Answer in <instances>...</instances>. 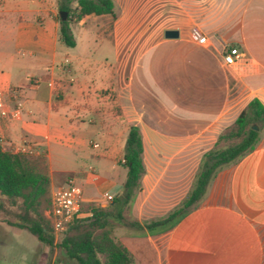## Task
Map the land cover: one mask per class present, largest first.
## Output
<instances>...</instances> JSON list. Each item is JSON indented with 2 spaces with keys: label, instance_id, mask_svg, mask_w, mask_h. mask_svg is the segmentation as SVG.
Here are the masks:
<instances>
[{
  "label": "crops",
  "instance_id": "obj_1",
  "mask_svg": "<svg viewBox=\"0 0 264 264\" xmlns=\"http://www.w3.org/2000/svg\"><path fill=\"white\" fill-rule=\"evenodd\" d=\"M111 1L115 18L72 24L93 38L67 48L57 0H0V91L8 109L12 91L23 108L17 120L0 118V139L4 150L25 141L45 155L50 193L75 177L86 209L122 194L137 128L144 172L125 218L144 225L181 205L203 156L250 101L264 108V0ZM224 46L239 50L235 66L223 65ZM20 231L0 218V264H74L55 242L27 246ZM113 237L133 264H263L264 130L171 229L118 227Z\"/></svg>",
  "mask_w": 264,
  "mask_h": 264
},
{
  "label": "trees",
  "instance_id": "obj_2",
  "mask_svg": "<svg viewBox=\"0 0 264 264\" xmlns=\"http://www.w3.org/2000/svg\"><path fill=\"white\" fill-rule=\"evenodd\" d=\"M57 6L58 11L67 13L65 21L57 17L59 39L67 48L75 46L70 25L91 15L115 18L111 0H57ZM252 124H257L259 131L252 130ZM263 130L264 108L254 99L242 110L227 133L219 136L215 148L203 156L193 187L181 205L161 220L140 225L125 218L140 190L144 172L140 134L137 128L131 127L123 154L127 174L122 194L114 198L112 206L93 208L90 218L75 221L56 247L68 262L74 264H133L131 254L113 237L114 230L126 227L156 234L171 229L203 197L220 168L237 162L255 149ZM223 140L230 144L218 148ZM232 140L236 142L232 143ZM2 200L22 211L17 222L10 225L27 231L42 245H53L52 227L44 216L50 205V180L45 155L11 154L4 151L0 144V209Z\"/></svg>",
  "mask_w": 264,
  "mask_h": 264
},
{
  "label": "built area",
  "instance_id": "obj_3",
  "mask_svg": "<svg viewBox=\"0 0 264 264\" xmlns=\"http://www.w3.org/2000/svg\"><path fill=\"white\" fill-rule=\"evenodd\" d=\"M192 35L197 39L198 44L204 45L207 43V39L197 30H193ZM240 59L241 55L236 47L224 46L222 62L225 67L235 66ZM16 99V93L14 91L10 92L8 101L15 100V103L12 108L8 109L5 95L0 91V118L8 120H17L20 118L23 109L22 103ZM0 144H2L1 139ZM92 147L97 148V145L92 144ZM4 151L11 154L35 155L34 147L25 141L20 146L11 147ZM123 163L124 161L122 160ZM102 199L106 204H109L114 200V197L109 194H103ZM81 204L82 189L75 177H68L62 186L57 187L50 193V205L45 210L44 216L52 227L55 243L59 241L75 221L90 218L93 208L102 207L101 205H90L83 210Z\"/></svg>",
  "mask_w": 264,
  "mask_h": 264
},
{
  "label": "rangeland",
  "instance_id": "obj_4",
  "mask_svg": "<svg viewBox=\"0 0 264 264\" xmlns=\"http://www.w3.org/2000/svg\"><path fill=\"white\" fill-rule=\"evenodd\" d=\"M105 28L108 30V20L105 22ZM70 32L73 36V39L74 41H79L81 37H84L85 35L88 36V37H91L93 38V34L92 32H89V29H81V28H78V27H74V28H71V25H70ZM89 33V34H88ZM82 34L84 36H82ZM80 45V43H79ZM66 47V46H65ZM75 47V46H74ZM80 49V48H78ZM77 52H81L80 50H77ZM252 125H257V124H252ZM251 125V126H252ZM258 126V125H257ZM259 127V126H258ZM229 130V129H228ZM226 130L223 134L227 133ZM222 134V135H223ZM232 143H235L236 140H232L231 141ZM230 143L229 141L227 140H223L222 142L219 143V146L218 148H223V147H226L228 146ZM92 146V144H91ZM2 203V208L0 209V218H6L7 219V222H9L10 224H13V223H16L17 222V218L18 216H20L22 214V211L20 210L19 207H10L7 205V203L5 201H1ZM109 205L105 206L104 208H107ZM178 208V207H177ZM176 208V209H177ZM84 210V209H83ZM175 210V209H174ZM173 210V211H174ZM167 217V216H166ZM12 226V225H11ZM115 231V230H114ZM20 237H21V240L23 241V243H25L27 246L29 247H32V246H35L38 244V241L37 239L31 235L30 233H28L27 231H20Z\"/></svg>",
  "mask_w": 264,
  "mask_h": 264
},
{
  "label": "water",
  "instance_id": "obj_5",
  "mask_svg": "<svg viewBox=\"0 0 264 264\" xmlns=\"http://www.w3.org/2000/svg\"><path fill=\"white\" fill-rule=\"evenodd\" d=\"M59 17L62 21H65L66 20V17H67V13L66 12H62V11H59ZM165 36L167 38H172V37H175L177 36V34L175 32H166ZM251 129L254 130V131H259V127L257 125H252L251 126Z\"/></svg>",
  "mask_w": 264,
  "mask_h": 264
}]
</instances>
